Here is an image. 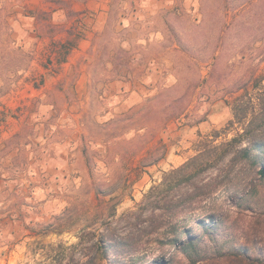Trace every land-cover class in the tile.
<instances>
[{"label":"rangeland","instance_id":"obj_1","mask_svg":"<svg viewBox=\"0 0 264 264\" xmlns=\"http://www.w3.org/2000/svg\"><path fill=\"white\" fill-rule=\"evenodd\" d=\"M77 1L100 10L0 0V264H188L187 232L264 261V146L256 164L236 152L264 134L197 189L152 193L244 131L231 121L264 95V0Z\"/></svg>","mask_w":264,"mask_h":264},{"label":"trees","instance_id":"obj_2","mask_svg":"<svg viewBox=\"0 0 264 264\" xmlns=\"http://www.w3.org/2000/svg\"><path fill=\"white\" fill-rule=\"evenodd\" d=\"M252 101H254V105L251 108L248 107V110L242 107L243 104H238V107L236 106L235 109V118L231 121L233 125L236 123H239L240 125L242 124L244 131L238 133L236 137L222 144L216 145L213 143H207L205 149L196 157L185 163L181 168L172 170L166 175L164 188L156 186L152 188V193L161 194L164 190V192H169V196H175L176 188L184 183H189L192 187L197 189L198 186L196 185V178L208 170L211 166L215 165L218 162V158L221 161L226 158L229 153L234 150L233 148H235V142H243L247 136H250L251 138L262 136L264 134V109L262 107V104L264 103L263 93H259L254 99L252 98ZM179 113L175 114L178 116ZM263 146L264 143L242 146L236 150L238 153L237 157L241 160H248L251 161L252 164H256L259 162L260 158L256 151L261 150ZM224 147L227 148L222 153L221 151ZM260 172L264 179V168H262ZM197 195V191L194 190L187 193L188 199L192 202ZM171 203L173 208L184 205L183 203L176 204L174 199H172ZM173 214L175 215L174 211ZM173 226H175L177 231L181 230L179 222L173 223ZM206 232L212 231L207 230ZM178 237L176 239L177 247L175 254H181L188 264H220L223 260L230 262V264H235V261H243L246 264H264V261L252 259L250 255L246 253H227L220 248L212 251L210 247L202 245V235H191V232H187L186 240H181L179 239L180 237ZM98 245L100 247V251H98L100 259H105L108 249L110 247H115L114 243L105 245V239L102 236L98 240ZM239 255H245L250 259L240 258L238 257ZM169 263L170 260L164 261L163 264Z\"/></svg>","mask_w":264,"mask_h":264},{"label":"crops","instance_id":"obj_3","mask_svg":"<svg viewBox=\"0 0 264 264\" xmlns=\"http://www.w3.org/2000/svg\"><path fill=\"white\" fill-rule=\"evenodd\" d=\"M93 3L94 1H87V2H79L77 0H74V4H72V10H77V11H89L90 10V13L93 14V10H97L99 11V6L98 5H95L93 6ZM64 10V9H63ZM63 10H62V18L64 17V14H63ZM83 35V33H82ZM93 35V33H88L87 36L92 38L91 36ZM87 41L86 39L82 38L78 44H76L75 46H72L70 47V51H72V56L68 57V60L66 62H62V63H77V60L79 59L80 57V54L82 52H85L86 51V48L88 47L89 44H87ZM63 43H66L67 40H62ZM90 43V41H89ZM71 46V45H70Z\"/></svg>","mask_w":264,"mask_h":264}]
</instances>
